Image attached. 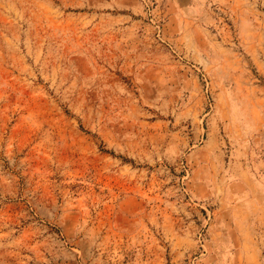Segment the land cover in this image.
<instances>
[{"label":"rangeland","instance_id":"rangeland-1","mask_svg":"<svg viewBox=\"0 0 264 264\" xmlns=\"http://www.w3.org/2000/svg\"><path fill=\"white\" fill-rule=\"evenodd\" d=\"M0 264H264V0H0Z\"/></svg>","mask_w":264,"mask_h":264}]
</instances>
